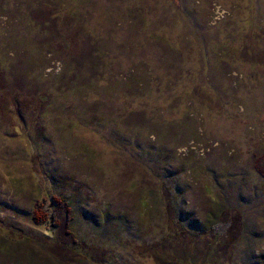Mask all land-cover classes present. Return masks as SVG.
Wrapping results in <instances>:
<instances>
[{
	"label": "rangeland",
	"instance_id": "rangeland-1",
	"mask_svg": "<svg viewBox=\"0 0 264 264\" xmlns=\"http://www.w3.org/2000/svg\"><path fill=\"white\" fill-rule=\"evenodd\" d=\"M0 264H264V0H0Z\"/></svg>",
	"mask_w": 264,
	"mask_h": 264
}]
</instances>
